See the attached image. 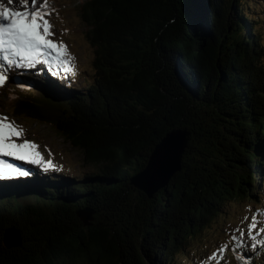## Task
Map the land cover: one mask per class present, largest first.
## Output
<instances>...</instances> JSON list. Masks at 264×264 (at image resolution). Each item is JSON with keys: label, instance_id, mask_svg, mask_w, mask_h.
<instances>
[{"label": "trees", "instance_id": "obj_1", "mask_svg": "<svg viewBox=\"0 0 264 264\" xmlns=\"http://www.w3.org/2000/svg\"><path fill=\"white\" fill-rule=\"evenodd\" d=\"M175 1L180 38L170 0H84L93 72L61 85L48 67L15 91V114L51 123L85 171L0 180V264H184L229 201L264 200V0ZM178 128L182 169L149 197L132 178ZM10 226L19 247L4 244ZM249 254L239 264H264Z\"/></svg>", "mask_w": 264, "mask_h": 264}, {"label": "rangeland", "instance_id": "obj_2", "mask_svg": "<svg viewBox=\"0 0 264 264\" xmlns=\"http://www.w3.org/2000/svg\"><path fill=\"white\" fill-rule=\"evenodd\" d=\"M83 1L48 0V7L44 8L42 6L44 0H36L34 6L30 5L45 13H51L48 19L53 25L52 31L55 35L50 39L67 46V64L57 61L54 50H47L31 66L19 58L16 65L10 66L0 55V72L6 74L4 83L0 85V116H7L23 129L24 135L19 142L27 139L39 146L38 150L53 165L52 168L47 169L48 173H63L67 176L79 177L85 171L81 152L66 142L51 123L17 116L14 97L18 86H26L25 82L28 78L35 80L43 77L45 68L42 63L45 60L48 61L45 64L60 72L61 76L56 81L61 85H68L67 80H71V84L75 85L76 82L84 81L87 75L93 72L94 49L87 40V28L80 14ZM4 2L7 4V0ZM259 3H261V9L253 10L259 12L256 16L260 13L264 14V2ZM7 6L12 7V5ZM16 6L20 7L19 0ZM258 24H261L258 28L263 35L262 43L264 44V19L256 23V26ZM41 71L43 72L40 73ZM20 80L22 82L17 83ZM0 157L6 158L3 155ZM12 160L11 164L15 167L33 172L36 168V173L46 167L43 163L39 165L33 163L36 167L30 168L23 164H28L26 160L13 158ZM1 162L3 160H0ZM29 163L32 164L30 161ZM8 178L10 177L0 179ZM261 194L264 198V186ZM225 211L189 239V248L176 256L178 261L184 264H239L240 258L250 255L249 251L259 253L264 250V200L261 202H251L246 199L232 200L227 203ZM253 218L257 223V228L254 230L250 228ZM224 246L226 247L223 251H218ZM213 254L215 258H210Z\"/></svg>", "mask_w": 264, "mask_h": 264}, {"label": "snow or ice", "instance_id": "obj_3", "mask_svg": "<svg viewBox=\"0 0 264 264\" xmlns=\"http://www.w3.org/2000/svg\"><path fill=\"white\" fill-rule=\"evenodd\" d=\"M35 4L36 0H19L20 7H17V0H7V4L4 0H0V55L10 66L18 63L17 58L31 66L47 50H54L57 61L67 64V46L62 42L57 43L50 39L55 35L52 31L53 25L48 19L51 13L30 7ZM7 5H12V7ZM42 6L47 8L48 0H44ZM5 79L6 74L0 72V85L4 83ZM23 135V129L14 121H11L7 116H0V155L30 161L37 165L43 163L46 165V170L52 168L51 161L44 158L35 142L27 139L19 142ZM29 174V171L17 168L12 164L0 163V178ZM250 228L253 230L257 228L255 218H253ZM225 247L218 251H223ZM210 258H215V254Z\"/></svg>", "mask_w": 264, "mask_h": 264}, {"label": "water", "instance_id": "obj_4", "mask_svg": "<svg viewBox=\"0 0 264 264\" xmlns=\"http://www.w3.org/2000/svg\"><path fill=\"white\" fill-rule=\"evenodd\" d=\"M168 27L176 30L180 38L183 28L190 21L184 20L182 9L175 0L169 2ZM191 133L187 129L170 131L153 150L146 167L132 178V184L153 197L158 191L169 186L174 176L182 169V158L190 141ZM83 221L91 220V211L80 213ZM3 241L7 248L19 247L22 244L20 231L15 226L4 230Z\"/></svg>", "mask_w": 264, "mask_h": 264}, {"label": "bare ground", "instance_id": "obj_5", "mask_svg": "<svg viewBox=\"0 0 264 264\" xmlns=\"http://www.w3.org/2000/svg\"><path fill=\"white\" fill-rule=\"evenodd\" d=\"M12 158H13V157H6V158H4V157H0V160H3V162H1V163L6 162V163L11 164V162L13 161ZM13 159H16V158H13Z\"/></svg>", "mask_w": 264, "mask_h": 264}]
</instances>
